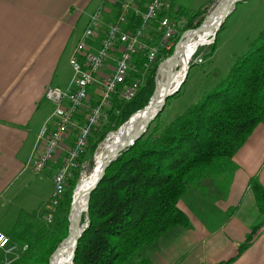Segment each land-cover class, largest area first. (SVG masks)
<instances>
[{
  "label": "trees",
  "instance_id": "16d2710c",
  "mask_svg": "<svg viewBox=\"0 0 264 264\" xmlns=\"http://www.w3.org/2000/svg\"><path fill=\"white\" fill-rule=\"evenodd\" d=\"M207 7L180 8V14L188 18V29L198 26L196 21L205 15ZM142 22L137 18L133 28ZM217 48L215 42L206 59L213 58ZM145 62V53L134 59L138 67L133 72L135 77L140 76ZM157 70L158 64L148 72L146 84L127 102L120 116L113 113L111 120L118 119L119 125L124 124L134 112L149 104L155 93L153 78ZM261 124H264V29L250 42L247 52L238 57L229 74L197 103L160 129L151 130L152 123L144 136L111 163L91 195L90 222L79 241L75 264H137V260L142 263L143 249L153 246L173 229L191 228L180 201L188 192L194 194L197 187L211 201L217 195L226 198L237 169L234 157ZM108 132L106 129L97 137L90 152L92 157ZM250 189L263 220L252 228L234 257L218 264L236 261L264 225V186L253 178ZM65 196L56 212L59 216L56 232L53 226L37 222L38 212H21L10 236L27 241L29 249L13 264H49L69 230L72 193ZM35 221L40 224L38 229L30 223Z\"/></svg>",
  "mask_w": 264,
  "mask_h": 264
},
{
  "label": "crops",
  "instance_id": "0c3cea01",
  "mask_svg": "<svg viewBox=\"0 0 264 264\" xmlns=\"http://www.w3.org/2000/svg\"><path fill=\"white\" fill-rule=\"evenodd\" d=\"M116 1L0 0V215L5 213V200L16 193L20 197L19 192L25 194L24 207L16 220L22 211L43 214L55 189V176L76 140L74 128L42 171L33 168L31 160L45 149L56 128L52 120L55 105L46 98V91L54 86L69 87L71 77L65 70L73 68L71 58L91 15L102 7L112 20L118 11V7L114 8ZM167 1L180 8L198 10L214 0ZM257 10L259 19L250 22L255 27L254 34L264 29V0ZM246 38L249 44L255 35ZM108 64L115 65L116 60L110 59ZM234 161L237 169L227 197L216 199L215 210L203 208L198 216L183 207L191 228L165 236L163 243L170 239V244L161 250L155 264L227 261L237 254L252 228L262 222L250 181L258 178L264 186V124L255 129ZM29 174L40 179H31ZM41 177L51 183L47 190L40 183ZM17 182L20 186L14 188ZM14 226H0V232L10 236ZM16 240L11 237L13 244H18ZM3 260L1 251V264ZM231 264H264V225L252 244Z\"/></svg>",
  "mask_w": 264,
  "mask_h": 264
},
{
  "label": "rangeland",
  "instance_id": "374dc122",
  "mask_svg": "<svg viewBox=\"0 0 264 264\" xmlns=\"http://www.w3.org/2000/svg\"><path fill=\"white\" fill-rule=\"evenodd\" d=\"M148 1L149 0H144L140 4V9L144 10L145 5L148 3ZM164 1L170 4V10L162 11L161 14L163 16L164 15L170 16L173 19V21L176 22V25H177V32L175 34V37L169 42L171 44V48L169 50H167V49L163 50V52L160 54V56L157 58V60L147 70L142 71V73H140V76L135 77L136 73H133V72H136V71L131 70L132 72L130 73V75L128 77V82H127L128 84L133 79H139L140 80V88H142L148 80V72L151 70V68L154 65L158 64L157 74L153 78V81H154L155 87H156L157 83H158V79H159V69L161 67V64H163L166 61V59H168L171 55H173L174 51L176 50V45H177L176 43L180 41V39L182 38V36L186 32H188L191 29L193 30V29L199 28L201 25L204 24L205 20L208 17L213 16L214 11L218 10V7L220 6V4L222 3L223 0H214L213 2L208 4V7L206 8L205 15L196 21V24H198V26H196L194 28H190V29L187 28L188 18H186L180 14V7L175 6L173 3H171L167 0H164ZM261 1L262 0H243V1L239 2L238 4H236L232 8L230 15L228 16V18L226 19L224 24L220 27L215 39L213 36L212 43H210V44L208 43L207 45L203 46L199 51L197 50L198 52H201L199 54V56L195 57V55L197 54V51L195 52L192 60L190 61L191 70H190L189 76H188L185 84L181 87L180 91H178L175 95L171 96L168 99L164 110L154 120L153 125L151 127V130L160 129V128L164 127L166 124H168L169 122H171L175 117H177L185 109H187V107L191 106L192 104L197 103L202 98V96L204 95V93L206 91L211 89L219 80L224 79L229 74L230 70L232 69V67L235 64L238 57L243 56V54L246 53L248 48H249L250 43L248 44L246 37L249 35H253V36L255 35V38H257L259 36V33L254 34L255 33V27L250 25V22L254 18H256L257 20L259 19L260 14L257 10V6H258V4H260ZM119 2L120 1H118V0L115 2V5H116V7H114L115 9L119 6ZM104 9H106V8H104ZM96 12H94L93 14H95ZM137 18H140V17L137 15L133 17L132 25ZM110 22H111V19L110 20L108 18L105 19V22L102 26L103 29H105L109 25ZM88 23H89V21H88ZM88 23H87V26H88ZM87 26H86V28H87ZM86 28H85V30H86ZM146 37H147L146 40L149 44H153V43L159 44L162 42V29L160 28L158 22L151 23V25L149 26V29L147 31ZM215 42H218V48H217L213 58L206 59L207 58L206 57L207 52L210 50V47L215 44ZM173 48H175V49L172 50ZM135 68L138 69L137 65H135ZM178 69H179V67H178ZM181 69L182 68H180L178 71H181ZM65 73L70 74V77L72 79V77L74 75V70H73V68L66 69ZM64 89H66V88H64ZM123 89L124 88L121 87L119 89V92H117L113 96L110 104H108V106L102 110L101 116H100L99 120L97 121V123L91 128L90 139L87 143V146H86L87 148L85 150V153L80 157L79 167L75 168V169L74 168L70 169L68 171V179L66 182V189H65V191H64V193H63V195L59 201V204L57 206L51 207V199H52V196H51L49 202L47 203L45 210L43 211V214L38 213L39 218H38L37 222H42V224H44V225L53 226L54 231L56 232L55 226L59 222V220H58L59 216H57V213H56L57 209L61 203V200L65 196V194L67 192L72 193V201L70 204V209H69V214H68V220H69V228L68 229L69 230H68L67 236L63 240H65L70 234V229H71L70 215H71V209H72L73 200H74V194H75V191L77 189V186H78L81 178L83 177V175H86L87 173H89L91 171L92 168H94V165H93L94 155L92 157L90 154L92 146L96 143L97 137L99 136V134L103 133L106 129L109 130V132L107 134V136H108L111 132L116 131L117 129H119L123 125V124L119 125L118 119H116L114 121L110 119L112 117L113 113L116 116H120L121 111H122V109H124L127 102H129L133 99L132 98L131 100L125 101L122 98ZM155 90H156V88H155ZM138 92H139V90H138ZM101 95H102V90L100 88V85L95 84L94 86H92L90 88L89 97H88L87 101L85 102L84 106H82L79 109L78 114L75 115V117L73 119V124L69 127V131L66 134V136H68V134L71 135V132L75 128L76 136L74 137V139H76V140L73 142L72 146L70 147V150L68 151L67 156H66L62 166L65 164L66 159L69 156V152L75 147L77 137H78L79 133L81 132L82 128L87 124L88 119H89L90 115L92 114V112L94 111V109L96 107H98L99 102L101 101ZM112 111H114V112H112ZM117 111H120V113H117ZM77 122H82V123L78 124ZM107 136H106V138H107ZM62 142L59 144L57 150L60 148ZM102 142L100 143V145L102 144ZM99 146H98V148H99ZM55 154H56V152L54 153V155ZM62 166L59 168V170L62 168ZM75 170H77V171H75ZM29 176H30V174H29ZM30 177H31V179L39 178L38 176H35V175H32ZM41 178L43 179V177H41ZM40 183H41L44 190H47L49 187H51L50 186L51 183L47 180H44V179H43V181L40 180ZM204 185L206 187V183H204ZM18 186H20L19 182L16 183L14 188H17ZM19 193H20V197H18V193H16V195L13 196L9 201L7 199L5 200V203L7 204L6 208H5V213H4V215H0V226L2 228H9L11 226L17 225L19 218H18V220H16L15 218H17L16 215L21 211L22 207H24L23 195H25V194H23V192H19ZM215 198H217L218 200L222 199L220 197V195L215 196ZM216 204H217L216 200L211 201L210 196L206 195L205 192L203 193V192H201V190H198V187H197L194 194L190 191L183 197V199L179 203V206L181 208L186 207L195 216H198L200 211L203 208H209V209L215 210L217 208ZM1 206H2V203L0 204V210H1ZM19 217H20V215H19ZM83 218H84V221H83ZM83 218L81 221V227L85 231L86 228L89 226V222H90V208H89V211L86 214H84ZM37 222L36 221L30 222L33 224L35 229H38L37 227H40V224ZM181 230L185 231L187 229L176 228V229H173L172 232H174L173 234H175V233L179 234L182 232ZM5 234H6V232H5ZM178 234H176V235H178ZM167 235H169V233L163 235L161 237V239L159 241L155 242V244L153 246H150L149 248L143 249L142 254L145 253L144 254L145 261H143L144 263L143 262L139 263L138 262L139 260H137V264H155L156 258L158 257L161 250L163 248H165L168 244H170L169 242L171 240L168 239V237H167V239L169 242L166 241L163 243V241L165 239L164 237ZM8 236H9V234H8ZM16 241L18 242L19 246L27 245V249L24 252V254L21 256V258L15 260L9 264H13L14 262H17L20 259H22L23 256L28 252V249H29V245H28L27 241H25L23 239H17ZM61 242L58 244V246L61 244ZM58 246H57V248H58ZM78 247H79V244H78ZM56 249L54 250V252L56 251ZM1 251H3V250H1ZM1 251H0V254H1ZM54 252H53V254H54ZM76 253H77V251H76ZM3 254H4V259H5V252L4 251H3ZM52 255H51V257H52ZM51 257H50V259H51ZM50 259H49V264H50ZM75 260H76V258H75ZM3 264H7L5 262V260H3ZM74 264H75V262H74ZM127 264H132V263L129 262ZM176 264H183V261L179 260L176 262Z\"/></svg>",
  "mask_w": 264,
  "mask_h": 264
},
{
  "label": "built area",
  "instance_id": "2783aa9c",
  "mask_svg": "<svg viewBox=\"0 0 264 264\" xmlns=\"http://www.w3.org/2000/svg\"><path fill=\"white\" fill-rule=\"evenodd\" d=\"M119 1L117 15L105 29L102 26L107 19V9L100 8L90 17L71 59L74 75L69 87L63 89L54 86L46 91V98L55 105L52 120L56 123V129L49 135L45 149L37 158L31 160L33 168L38 172L46 167L66 137L76 113L89 97L90 88L99 84L102 90L98 107L90 115L77 137L75 147L69 152L65 164L56 174L51 207L59 204L66 189L68 171L76 168L80 155L85 152L91 128L99 120L102 110L110 104L121 87L124 88L122 98L125 101L132 99V91L139 90V79L127 83L130 73L138 70L135 68L134 59L138 54L145 53L146 62L141 73L147 70L163 50L171 48L169 42L177 32L176 22L170 16L161 14L162 11L170 10V4L164 0H149L144 10L140 9V4L144 0ZM136 15L143 22L141 26L133 28L132 21ZM153 22H158L162 29V42L159 44H149L146 40L147 31ZM110 59H115L116 64L109 65ZM26 249L27 245L13 244L7 234L0 232V250L5 252L4 260L7 264L21 258Z\"/></svg>",
  "mask_w": 264,
  "mask_h": 264
},
{
  "label": "bare ground",
  "instance_id": "6f19581e",
  "mask_svg": "<svg viewBox=\"0 0 264 264\" xmlns=\"http://www.w3.org/2000/svg\"><path fill=\"white\" fill-rule=\"evenodd\" d=\"M225 1L226 0L222 1V5H224ZM221 14L222 10L220 9L218 13L210 17L212 18L211 22L219 20ZM214 25H217V23H214L212 25L213 29L210 30L209 24H203V27L208 26L209 31H205V29H191L186 32L173 55L166 59V61L161 65L155 93L147 106H158L168 89L174 85L175 82L181 79L183 75V61L188 57L190 62L203 41L206 40L207 44L209 43V40L212 38L217 29V27L214 28ZM178 67L179 69L182 68L181 71H178ZM136 93L137 91H132V98L136 95ZM149 116L150 114L145 112V110L140 111V113H136L128 127L121 126L118 130L111 132L99 146L94 156V168H92L86 175H83L75 191L74 202L71 209L72 221H74L77 217V214H81L83 218L84 214L81 212L86 207L87 193L100 175L104 162L120 145H122L124 141L133 137L143 128ZM83 154H81L80 157ZM79 161L80 158L78 163H76V168L80 165ZM73 250L74 244L68 239L65 243V247L54 259V262L56 264H70Z\"/></svg>",
  "mask_w": 264,
  "mask_h": 264
},
{
  "label": "water",
  "instance_id": "95a60500",
  "mask_svg": "<svg viewBox=\"0 0 264 264\" xmlns=\"http://www.w3.org/2000/svg\"><path fill=\"white\" fill-rule=\"evenodd\" d=\"M243 0H226L224 5H222V3L220 4V6L218 7V10L214 11V14L218 13V11L221 9L222 10V14L219 17V20L217 21H213L211 22L212 18L208 17L204 24H209V29L212 30L213 27L212 25L214 23H217V25H214V28L217 27L216 31L214 32L213 36L214 39L216 38V35L220 29V27L224 24V22L226 21V19L228 18V16L230 15L232 8L238 4L239 2H241ZM213 14V15H214ZM199 29H205V31H209L208 30V26L203 27V25H201ZM186 34V33H185ZM185 34L182 36V38L180 39V41L177 43L176 45V49L178 48V46L180 45L183 37L185 36ZM212 36V38H213ZM212 38L209 40V44L212 43ZM213 39V40H214ZM207 45V41H203L201 43V46L199 47L198 51L203 47ZM197 51V53H198ZM162 65V64H161ZM183 75L181 77L180 80H178L177 82L174 83V85H172L168 91L166 92L165 96L163 97V99L161 100V102L159 103L158 106L156 107H150L146 106L145 108L138 110L136 112H134L131 117L122 125V127H128V125L131 123L132 119L134 118L135 114L140 112V111H144L147 112L148 114H150L146 124L143 126V128L137 133L135 134L133 137H131L130 139L124 141L122 143V145H120L109 157L108 159L104 162L102 170L100 175L98 176V178L96 179V181L94 182V184L90 187L88 193H87V201H86V207L82 210V214H86L89 211L90 208V201H91V195L92 193L96 190V188L98 187V185L101 183V181L103 180V178L105 177L106 171L109 168V166L111 165L112 162H114L115 160H117V158L124 153L125 151H127L128 149H130L142 136H144L147 131L149 130L150 125L154 122V120L157 118V116L164 110L166 103L168 101V99L175 95L178 91H180L181 87L185 84L190 70H191V65L189 62L188 57L183 61ZM74 202V201H73ZM73 206V205H72ZM81 221H82V215L81 214H77V217L74 219V221L71 220V215H70V222H71V229H70V234L69 236L63 240L61 242V244L58 246V248L56 249V251L54 252V254L52 255L51 259H50V264H56L54 262V259L60 254V252L63 250V248L65 247V243L66 241L69 239L70 241L73 242L74 244V250L72 253V258H71V263L70 264H74L75 262V258H76V251L78 249V244L79 241L82 237V234L84 232V229H82L81 227Z\"/></svg>",
  "mask_w": 264,
  "mask_h": 264
}]
</instances>
